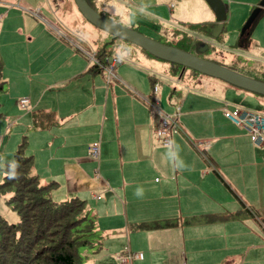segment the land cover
Returning <instances> with one entry per match:
<instances>
[{
  "label": "crops",
  "instance_id": "1",
  "mask_svg": "<svg viewBox=\"0 0 264 264\" xmlns=\"http://www.w3.org/2000/svg\"><path fill=\"white\" fill-rule=\"evenodd\" d=\"M58 1L0 0L5 87L0 103V160H11L24 137L31 170L41 183L54 180L49 188L52 199V195L56 200L91 196L88 212L94 242L99 244L104 234H124L130 251L146 249L139 250L141 258L131 257L129 264H148V250L162 251L161 264H188L189 257L199 259L197 264H220L223 256L235 253L242 255L240 264H264V128L263 141L256 144L245 129L222 114V108H228L222 101L212 96L196 105L197 97L187 93L175 105L179 133H173L170 141L179 144L188 167L174 168L165 156L168 146H155L148 138L164 110L155 113L144 98H156L159 91L171 98L175 88L167 92L158 87L153 93L154 74H147L148 88L145 80H139L138 68L121 62L113 68L115 80L105 82L103 70L89 69L81 41L74 44L51 28L46 7H56ZM91 1L96 5L104 0ZM223 1L229 19L233 18L230 5L240 7L236 18L240 23L258 5V0ZM137 2L146 6L148 20L159 22L167 33L173 34L167 30L168 22L189 21L188 33L206 41L196 31L213 24L206 21L210 10L203 0ZM252 23L247 41L239 47L246 48L251 41L256 49H264V8ZM234 29L225 33H235ZM234 37L236 43L240 35ZM253 65L264 67V62ZM258 73L264 75V69ZM225 85L231 91L239 88ZM21 97L27 98L28 108L19 105ZM154 100L157 106L164 103ZM95 139L100 142L97 161L87 155ZM138 186L145 190L142 198L134 195ZM154 221L169 223L152 226ZM174 227H180L188 241L183 263L180 245L158 243L155 238L157 233L171 234ZM131 231H137L140 244L129 242ZM195 248L205 263L192 253Z\"/></svg>",
  "mask_w": 264,
  "mask_h": 264
},
{
  "label": "rangeland",
  "instance_id": "2",
  "mask_svg": "<svg viewBox=\"0 0 264 264\" xmlns=\"http://www.w3.org/2000/svg\"><path fill=\"white\" fill-rule=\"evenodd\" d=\"M205 5L210 10V15L207 17L206 21L209 22H215V16L209 5L203 0ZM242 1H249V0H242ZM254 1V0H251ZM223 3L226 2L222 0ZM259 2V0H258ZM98 4H94L96 10L101 13L102 15L114 20L117 23H120L121 17H124V24L123 26L126 27H134L139 32H141L143 35L151 38V39H160L161 41L169 42L171 40H174L173 37H171L170 33H167V31H164L163 26L160 25L159 22L149 21L146 15H139L138 14V8L140 7L138 5L137 0H104L98 1ZM56 7H52L51 9L49 6L46 7L50 11V15H48L49 19L51 20L50 26L58 34H61L62 36L67 37L70 41L73 43H78L80 40L81 43L84 45L82 48L84 51L88 54L95 53L100 47H104L109 53V56H116L117 50L123 46L127 49H130V54L127 55V58L125 61L121 63L125 64H131L132 66H135L138 68L137 71H140V73H137L139 80L143 81L145 80L147 87L149 88V85L147 83V74L152 73L155 75V85L157 88L165 89L167 92H169L170 88H175L174 95L171 98L165 97L166 95H163L160 91L158 93V97L156 96V99L158 101V98L163 101V104H158V109L163 111L164 113H167L171 115L172 118L175 116L173 115L175 112V105L178 104L182 98L189 93L193 94L197 98L195 99L196 105L204 102L205 99H210L212 96H215L213 98L222 101L224 105H227V107L230 109L233 106L238 105L242 108L253 110L260 112L264 115V102H261L260 99L264 98V95L256 94L254 92H250L248 90L238 88L235 91H231L232 87H229L225 81L215 78L212 76H208L205 74L200 73H193L191 80H186L184 77H177L176 73H173L171 69H169V62H166L165 60L155 58L152 56L145 55V53L136 45L129 43V41L121 40L119 38H116L98 28L93 27L90 23H88L78 12V10L75 7V4L73 0H60L55 3ZM113 7H116L119 9V12L117 14H112L111 9ZM239 9L240 7L237 5H230V10L233 18L229 19L228 14L226 15L225 26L223 27V30L220 32L218 39L212 38L211 36H206V41L210 44L214 45L215 47L211 49V47L203 51L196 52L198 55L204 58H210L214 60H218L224 65H233L230 64L229 58H241L237 60L236 62V68L242 70V72L245 73V70L248 69V66H252L253 68L256 62H264V49H256L254 45L251 43L246 48L239 47V43L234 42L235 41V34H239V31L244 24L247 16L251 11L248 12L246 15L244 21L240 23V19H236L239 15ZM253 9V8H252ZM251 9V10H252ZM137 12V15L135 17V22L131 25L127 24V14ZM44 13V12H43ZM45 14V13H44ZM189 23V21H187ZM187 23H174L168 22L167 23V30H171L173 35H179L182 33H188L190 31V26L185 25ZM235 28L233 32L230 34L229 31L225 33V30L227 28ZM226 28V29H225ZM176 29V30H175ZM236 30V31H235ZM250 27L248 28L249 33ZM169 32V31H168ZM237 32V33H236ZM250 34V33H249ZM197 35V34H193ZM171 39V40H170ZM234 42L232 45L230 43ZM74 43V44H75ZM71 44V43H70ZM169 44V43H168ZM174 44L182 45L181 42H174ZM226 54V55H225ZM84 57L88 63H91L90 59L86 54H84ZM246 56L248 58L247 61H245L243 58ZM244 60L242 62L241 60ZM119 63V62H118ZM117 63V64H118ZM93 64V63H92ZM116 70V68H114ZM104 77V81L106 80V75L102 74ZM116 77L117 74L115 73ZM256 75H259V77H264V75L257 73ZM261 75V76H260ZM191 78V77H190ZM115 80L114 78L109 79L108 81ZM213 83H221L224 85H213ZM209 84H212V86H209ZM131 89L132 86L127 84ZM232 86V85H231ZM234 87V86H233ZM5 88V87H4ZM221 89H229V91ZM5 89H3L0 92V103L1 98L4 96L3 92ZM157 90V89H156ZM138 93V92H137ZM140 94V93H139ZM146 101H151V98L149 96L145 97ZM27 103L25 106H22V109H26ZM150 106V104H149ZM20 107V106H19ZM151 109L156 113L157 111L150 106ZM177 112V111H176ZM10 114L12 112H9ZM158 113V112H157ZM9 114V115H10ZM177 114V113H176ZM179 114V110H178ZM13 117L16 115L15 111H13V114H11ZM178 117L176 116V121ZM26 120V119H25ZM158 120V119H157ZM157 124H153V127H155ZM171 135L173 133H179L178 126L177 125H171ZM10 130V129H8ZM154 130V129H153ZM152 130L148 131V138L150 139V142L158 147H166L168 145H163L155 136L154 132ZM6 137L9 136L10 133L5 132L4 133ZM95 142L98 143L100 148V142L98 139H95ZM92 143V142H91ZM90 143V144H91ZM90 146V145H89ZM89 150V147H88ZM12 155V153H11ZM87 155L89 156V152L87 151ZM90 157V156H89ZM91 158V157H90ZM12 159V158H11ZM94 161H97L95 158H93ZM4 160H0V180L2 179V167L4 165ZM54 181V180H53ZM53 185L51 187L53 188ZM56 194V193H55ZM56 196H58L56 194ZM53 199L54 196L52 195ZM59 197V196H58ZM86 207L89 208V201L91 202V196L89 194H86ZM82 198V197H81ZM0 216L5 218L8 221H15L18 218V214L16 211L11 207L10 204H8L5 201L4 195L0 194ZM202 217V216H200ZM204 217H208L204 216ZM173 231V232H172ZM171 234L162 237L160 234H156L155 238L158 241V243L161 242H168L172 245H180V253H181V262H185L184 255L185 251H188V241L186 237H183L182 230L180 227H174ZM137 231H131V234L129 235V242L132 244H140L141 239L136 234ZM91 238L95 239L96 234L92 235ZM143 238V236H142ZM190 242V239H189ZM99 245V246H97ZM101 246L104 248L102 249ZM234 246V244L230 245ZM98 248V249H97ZM117 249V250H116ZM142 252L146 251V249L140 248ZM139 250L136 251H130L128 246V240L126 241V236L124 234L121 235H114V234H104L100 238V242H91V244H84L79 246V253H80V264H91V263H97L98 264H124L121 263L120 260L117 259L118 255L126 254L127 252H141ZM148 250V248H147ZM192 253L200 258L201 262L203 259V256L201 252L198 250V248L191 249ZM141 252V254H142ZM148 254L150 256V259L148 261V264H161V256L162 251H151ZM241 254L235 253L232 255L223 256L219 263L220 264H240L241 261ZM136 258H139L135 256ZM142 257V256H141ZM140 257V258H141ZM108 259H111V263L108 261ZM148 259V257H147ZM188 260V259H187ZM199 259L189 257L188 264H197V261ZM205 263V262H203Z\"/></svg>",
  "mask_w": 264,
  "mask_h": 264
},
{
  "label": "trees",
  "instance_id": "3",
  "mask_svg": "<svg viewBox=\"0 0 264 264\" xmlns=\"http://www.w3.org/2000/svg\"><path fill=\"white\" fill-rule=\"evenodd\" d=\"M86 2L96 10L91 0H86ZM212 25L210 24L196 31L198 34L210 36ZM131 28L138 31L134 27ZM170 36L174 40L170 39L169 42H162L191 52L194 51V44L201 40L195 38L192 32L182 33L179 37H175L173 34ZM218 37L219 34L216 39ZM247 39L248 29L240 35L237 41L240 44L241 42L245 43ZM157 40L161 41L160 39ZM175 41L181 42L182 45L174 44ZM206 43V50L215 47L207 41ZM139 48L145 54L155 57L143 48ZM108 53L104 47H100L95 52L99 57H104ZM239 59L241 58H230V64L233 65L225 66L264 80L263 77L256 75L258 70L264 69V67L253 68L248 66L249 68L244 73L236 68V62ZM243 59L248 60L246 57ZM214 61L221 63L218 60ZM90 64L89 69L91 71L101 70L96 64ZM1 66L0 59V92L4 89ZM169 67H171L173 73L178 74V77H184L186 80H191L193 73H199L173 62H169ZM154 84V82L151 83V88ZM24 144L25 138L23 137L12 152L11 160H16L20 165L17 170L18 178L14 180L7 179V164L11 160L4 161L2 167L0 194L4 195L5 201L16 211L18 218L15 221H8L0 216V264H80L79 246L91 244L95 240L91 238L94 235L93 220L86 207V200L78 196H72L64 200L52 199L49 195V188L54 184V181L51 180L46 183L39 181L38 175L31 170L32 157L31 154L25 153ZM166 223L169 222L154 221L151 225L156 226Z\"/></svg>",
  "mask_w": 264,
  "mask_h": 264
},
{
  "label": "water",
  "instance_id": "4",
  "mask_svg": "<svg viewBox=\"0 0 264 264\" xmlns=\"http://www.w3.org/2000/svg\"><path fill=\"white\" fill-rule=\"evenodd\" d=\"M73 2L80 15L95 28L106 32L104 25L107 21H112L114 24L117 23L93 9L86 0H73ZM205 2L209 5L215 16V22H212L213 25L210 29V36L216 38L225 26L223 22L226 19V7L222 0H205ZM263 7L264 0H260L258 5L253 7L247 16L239 31V35L243 34L250 27ZM123 30L127 33L126 41L136 44L159 59L180 64L199 73L219 78L236 87L264 95V80L243 74L224 64L199 56L196 52L207 48L205 40L201 39L198 43H195L194 51L191 52L157 39H151L131 27L123 26ZM113 32H116L115 28H113ZM106 33L118 38L117 35L109 32Z\"/></svg>",
  "mask_w": 264,
  "mask_h": 264
},
{
  "label": "built area",
  "instance_id": "5",
  "mask_svg": "<svg viewBox=\"0 0 264 264\" xmlns=\"http://www.w3.org/2000/svg\"><path fill=\"white\" fill-rule=\"evenodd\" d=\"M84 54L88 56L91 63L96 64L105 72L106 80L108 81L111 78L115 77L114 66L118 62L116 56L106 55L104 57H99L95 53L88 54L83 51ZM157 89V86L154 84L152 87V92L154 93ZM156 99L154 96L151 97V101H147L148 104L152 106L154 110L159 111ZM20 106H25L27 103L26 97H21L18 100ZM222 114L228 119L232 120L236 124L240 125L246 132L249 134L250 140L256 144H259L263 141V128H264V115L260 112L248 110L242 108L238 105L233 106L231 109L223 107ZM161 119V120H160ZM160 123L154 127V136L163 144L168 145V142L171 140V125H177L175 118H172L171 115L167 113H161ZM99 145L97 142H92L89 146V156L96 158L98 156ZM141 257V252L133 253L127 252L126 254L118 255L117 259L121 263L129 264V259L131 257Z\"/></svg>",
  "mask_w": 264,
  "mask_h": 264
},
{
  "label": "clouds",
  "instance_id": "6",
  "mask_svg": "<svg viewBox=\"0 0 264 264\" xmlns=\"http://www.w3.org/2000/svg\"><path fill=\"white\" fill-rule=\"evenodd\" d=\"M119 12V9L116 7H113L111 9L112 14H117ZM147 13L146 6H141L138 8V14L139 15H145ZM137 15V12H132L127 14V24L131 25L135 22V17ZM123 24H124V17H121L120 23H113L112 21H107L104 25V30L106 32L112 33L114 35H117L119 39L126 40L127 39V33L123 30ZM113 28L116 29V32H113ZM130 49H127L123 46H121L117 52H116V59L118 62H123L126 60L127 55L130 54ZM180 146L179 144L175 143V141H169L168 142V149L165 153L166 159L168 162L176 169L183 170L188 167V165L184 162L183 158L180 156ZM19 163L16 160H11L7 164V179L14 180L18 178V168ZM144 188L141 186H138L135 190L134 195L138 198H142L144 196Z\"/></svg>",
  "mask_w": 264,
  "mask_h": 264
}]
</instances>
